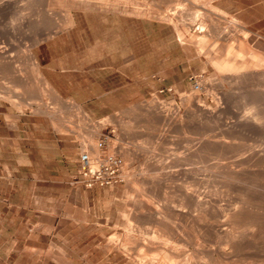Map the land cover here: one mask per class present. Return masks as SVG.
Listing matches in <instances>:
<instances>
[{
    "label": "rangeland",
    "instance_id": "1",
    "mask_svg": "<svg viewBox=\"0 0 264 264\" xmlns=\"http://www.w3.org/2000/svg\"><path fill=\"white\" fill-rule=\"evenodd\" d=\"M91 1L97 4L83 7L78 0H0V48L6 49V55L15 66L12 69L18 70L16 77L0 71V89H9L15 96L14 100H0V264H28L29 255L35 252L41 258L46 257L42 264H134L136 260L137 264H148V260L150 264H154L150 261L160 264L165 260L161 264H214L217 260L216 264H242L245 259L243 264H263L264 209L258 208L264 207V81L258 78L229 81L212 63L198 55L196 46L181 44L171 24L144 17L145 13L158 16L157 8L166 11L177 1L187 3L186 13L190 16L193 11L190 9L199 7L203 0H195V5L192 0ZM211 1L223 11V15L215 16L224 27L228 43L237 48L245 34L251 46L264 52V0ZM70 18L75 20L73 24H68ZM230 19L237 22L235 27H229ZM230 31L233 32L230 34ZM207 38L208 46L216 44L209 36ZM29 50L33 58L27 56ZM194 78L201 82V90L193 89ZM4 79L10 80L8 84L12 85L8 87ZM36 94L39 99L34 97ZM241 96L244 103L238 100ZM150 105L162 108L166 119L159 120L157 108H149ZM212 109L216 110L215 114ZM251 113L256 117L257 132L237 133L234 127ZM103 134L109 135V140L99 147V157H120L123 180L93 187L75 182L80 172L81 152L91 154V139L98 144ZM207 139L221 142L217 148L205 150L203 145ZM201 148V154H206L203 160L190 155ZM252 151H257L260 158H252ZM215 158L221 159L223 164L234 163L236 170L247 175L236 176L237 185L229 188L226 169L219 170L215 180L210 175L212 172L207 166L216 162ZM151 164L156 167L154 170ZM198 178L202 180L199 191L221 197L219 200L224 207L230 199L238 208L244 199L254 203L250 211L256 210L252 215L259 224L247 225L250 227H247L248 233L243 230L246 225L237 221L236 230H231L242 242L244 237L256 233L251 238H257L256 241L263 245L260 253L241 250L233 258L224 255H221L222 261L217 258L222 250H228L225 244L230 224L225 215L205 214L201 207L189 201L187 195L199 185ZM254 192L258 198L254 197ZM139 204L143 207L137 208ZM142 209L148 213L143 215ZM253 213H258L259 217ZM156 214L162 217L157 216L155 220ZM147 215L150 219L144 220ZM159 234L163 236L160 239ZM110 240L117 242L116 245L111 247ZM128 241L131 247H127ZM154 243L165 249L157 250L159 247ZM141 245L145 248H140ZM151 245L153 248L149 247ZM210 245L214 248L209 249ZM136 247L141 249L139 253L135 252ZM166 255H169L168 260ZM210 255L217 260H211ZM247 257L259 258L254 262ZM157 258L162 261L158 262ZM233 259L237 262L232 263Z\"/></svg>",
    "mask_w": 264,
    "mask_h": 264
},
{
    "label": "bare ground",
    "instance_id": "2",
    "mask_svg": "<svg viewBox=\"0 0 264 264\" xmlns=\"http://www.w3.org/2000/svg\"><path fill=\"white\" fill-rule=\"evenodd\" d=\"M58 1V0H57ZM120 1V0H119ZM140 1H142V0H140ZM153 1V0H152ZM191 1V0H190ZM195 0H192V3L194 2ZM105 3L104 2V0H100V3ZM116 2V1H115ZM123 2V1H122ZM137 2H139V0H137ZM145 2V1H144ZM78 3L80 4V5H82L83 7L85 6H89V5H92L93 3H95V4H97V2H93V1H91V0H78ZM120 3V2H119ZM128 3V2H127ZM129 3H131V2H129ZM133 3V2H132ZM141 3H143V1L141 2ZM121 4H124V3H121ZM156 4V3H155ZM158 4V3H157ZM157 4H156V6H157ZM187 4V3H186ZM186 4L185 3H183V1H177L176 2V5L175 6H168V9L166 10V11H164L163 9H162V11H160L155 5H153V6H155V8H157V10H156V12L158 13V16H155V15H153V14H147V13H145L144 15V17H146L147 19H150V20H152V21H156V20H159V21H166V22H168L169 24H171V26H172V28H173V30H174V34H175V36H176V38H177V40L181 43V44H183V45H188V46H196V50L198 51V55L199 56H203L205 59H206V61L208 62V63H212L215 67H216V69L218 70V71H220L223 75H224V77L226 78V79H229V81H236V80H239V81H243V80H245V79H249V78H258V79H260V80H262V81H264V52L263 51H261V50H258L257 48H255V47H253V46H251L248 42H247V40H246V35L244 34V35H242L243 37H242V39L240 40V43H239V45H238V47L237 48H235V46L232 44V43H228V39L226 38V36H225V32L223 31L224 30V27H222L223 25H221V23H219V22H217L216 21V14H218V15H223V11H221L220 9H219V7H217V6H215L213 3H212V1L211 0H203V2H202V4L201 5H199V7H196V8H191L190 9V6H188L189 7V9L190 10H193L192 12L190 11V16H188L187 15V13H186ZM194 4V3H193ZM196 4H197V2H196ZM198 4H200V3H198ZM47 5H48V2H47ZM133 5H135V4H133ZM151 3H150V7H151ZM195 5V4H194ZM142 6V5H141ZM4 7V6H3ZM7 7V6H6ZM39 7V6H38ZM45 7H46V5H45ZM102 7V6H101ZM192 7H193V5H192ZM2 8V7H1ZM129 8H132V7H130L129 6ZM142 8V7H141ZM152 8V10H154ZM5 9V8H4ZM203 9V10H202ZM37 10H39V9H37ZM36 10V11H37ZM3 11V10H2ZM1 11V12H2ZM141 11V10H140ZM22 12V11H21ZM189 12V11H188ZM5 13V12H4ZM3 13V14H4ZM39 13V12H38ZM48 14V13H47ZM23 16V15H22ZM226 16V15H225ZM45 17V16H44ZM49 17H51V16H49ZM44 19V18H43ZM221 20V19H220ZM231 21H230V23H229V27H235V25L237 24V22L235 21V19H230ZM40 21V20H39ZM44 21V20H43ZM51 21V20H50ZM49 21V22H50ZM53 22V21H52ZM75 22V20L74 19H69V21H68V24H73ZM222 23H224V22H222ZM46 24V23H45ZM244 24V23H243ZM43 25V24H42ZM39 26H40V24H39ZM224 26H226L225 24H224ZM241 26V25H240ZM14 27V26H13ZM41 27V26H40ZM42 28V27H41ZM53 28H55V27H53ZM13 29V28H12ZM37 29H38V27H37ZM226 29V28H225ZM234 29V28H233ZM237 29V28H236ZM46 30V29H45ZM50 30H51V28H50ZM235 30V29H234ZM233 30V31H234ZM240 30H241V27H240ZM47 31V30H46ZM233 31H230V34H231V32H233ZM238 31H239V29H238ZM242 32H243V30H242ZM245 33V32H244ZM44 34V33H43ZM238 35H240V34H238ZM210 37L211 39H213L215 42H216V44H214V45H212L211 47L210 46H208L207 45V42H206V40L208 39V41H209V38H207V37ZM232 36V35H231ZM234 36H236V35H234ZM241 36V35H240ZM239 36V37H240ZM37 38V37H36ZM232 38V37H231ZM210 39V40H211ZM238 39V38H237ZM9 40V39H8ZM11 40V39H10ZM37 41V40H36ZM232 41V40H231ZM234 41V40H233ZM236 41V40H235ZM237 41H239V39L237 40ZM8 42V41H7ZM9 42H11V41H9ZM8 42V43H9ZM213 42V41H212ZM12 43V42H11ZM10 43V44H11ZM236 44H237V42H236ZM8 45V44H7ZM6 45V46H7ZM12 45V44H11ZM193 46V47H194ZM237 46V45H236ZM9 47H10V45H9ZM9 47H7V48H9ZM13 47V46H12ZM12 47H11V49H12ZM10 50V49H9ZM211 51V52H210ZM211 53H213L214 55L213 56H211ZM26 54V53H25ZM9 55V54H8ZM27 56L29 57V58H33V55H32V52L29 50L28 51V53H27ZM13 60H14V58H12ZM11 59V60H12ZM35 59V58H34ZM204 59V60H205ZM12 62H14V61H12ZM34 63V62H33ZM207 63V64H208ZM35 64V63H34ZM12 63H11V61H10V59H9V57L6 55V49L4 48V49H2V48H0V71H5V72H7V73H9L10 75H11V77L13 76V77H16L17 75H16V71L18 72V70H15V69H12ZM33 66V65H32ZM13 67H15V66H13ZM37 69V68H36ZM21 72V71H20ZM19 72V73H20ZM18 73V74H19ZM22 74V73H21ZM3 75V74H2ZM6 76V75H5ZM8 76V75H7ZM19 76V75H18ZM2 77V76H1ZM23 77V76H22ZM8 78H10V76L8 77ZM11 79V78H10ZM13 79V78H12ZM21 79V78H20ZM26 79V78H25ZM18 80V79H17ZM16 80V81H17ZM220 80H221V78H220ZM223 80V79H222ZM10 80H8V82H9ZM12 81V80H11ZM3 82H6L5 81V79H4V81ZM8 82H6V84H7V86L9 85L8 84ZM21 81L20 80H18V83H20ZM22 82H25V81H22ZM36 82V81H35ZM225 82V81H224ZM5 84V83H4ZM22 84H24V83H22ZM37 84V83H36ZM12 84H10L9 86H11ZM30 85V84H29ZM38 85V84H37ZM242 84L240 83V86H241ZM5 86V85H4ZM6 86V87H7ZM8 86V87H9ZM14 86V85H13ZM27 86V85H26ZM39 86V85H38ZM47 86V85H46ZM229 86H231V84L229 85ZM34 87V86H33ZM37 87V86H36ZM249 87V86H248ZM12 89H13V87H11ZM14 88H15V86H14ZM18 88V87H17ZM16 88V89H17ZM238 88V87H237ZM6 89V88H5ZM35 89V88H34ZM39 89V88H38ZM49 89H51V88H49ZM244 89H246V88H244ZM263 89V88H262ZM261 89V90H262ZM9 89H7V91H5V90H1L0 89V100H14L15 98V96L13 97V95L8 91ZM18 90H20L19 88H18ZM17 90V91H18ZM33 90V89H32ZM40 90L41 89H39L38 91L40 92ZM240 90H241V88H240ZM12 91V90H11ZM16 91V92H17ZM23 91V90H22ZM22 91H19V92H22ZM238 91V90H237ZM253 91V90H252ZM13 93H14V91H12ZM48 92H50V90H48ZM246 92H247V90H246ZM224 93V92H223ZM229 93V92H228ZM242 93V92H241ZM16 94V93H15ZM22 94H24V91H23V93ZM27 94H29V93H27ZM19 96H20V93L18 94ZM223 95H225V94H223ZM227 95V94H226ZM216 96V95H215ZM229 96V95H228ZM232 96V95H231ZM250 96V95H249ZM253 97L255 96V95H252ZM34 97H36L37 99H39V95L38 94H36ZM56 97V96H55ZM220 97V96H219ZM244 97H245V95L243 96V99H244ZM252 97V98H253ZM21 98V97H20ZM27 98H29V97H27ZM26 98V99H27ZM35 98V99H36ZM240 98H242V96L241 97H239L238 98V100H239V102L241 101L240 100ZM252 98H250L249 97V99H252ZM30 99V98H29ZM36 99V100H37ZM54 99V98H53ZM225 99V98H224ZM226 99H228V98H226ZM246 99H248V98H246ZM253 99H255V101H257L256 100V98L254 97ZM17 100V99H16ZM19 100H21V99H19ZM56 100V99H55ZM196 100V99H195ZM247 101H249V102H247V103H250L251 101L250 100H247ZM14 102V101H13ZM241 102H243V101H241ZM244 103V102H243ZM242 103V104H243ZM246 103V102H245ZM253 103V102H252ZM259 103V102H258ZM251 104V103H250ZM261 104V103H260ZM162 105V104H161ZM200 105V104H199ZM239 105H240V103H239ZM246 105V104H245ZM249 105V104H248ZM254 105V104H253ZM160 106V105H159ZM247 106V105H246ZM251 106V105H250ZM79 108H80V110H81V107L80 106H78ZM163 107H164V105H163ZM177 107V106H176ZM220 107V106H219ZM149 108H157L156 110H157V114H158V119L159 118H161V119H163V118H165L166 119V115L163 113V110H161L162 108H160V107H158V106H156V105H150V107ZM166 108V107H165ZM195 108V107H194ZM218 108V107H217ZM159 109V110H158ZM178 109V108H177ZM215 109V108H214ZM214 109H212L213 110V114H215V112L214 111H216V110H214ZM249 109H251V108H249ZM146 110V109H145ZM155 110V109H154ZM153 110V111H154ZM205 110V109H204ZM77 111V110H76ZM172 111V110H171ZM195 111H196V109H195ZM194 111V112H195ZM258 111V110H257ZM78 112V111H77ZM83 112V111H82ZM200 112V111H199ZM253 112H254V110H253ZM84 113V112H83ZM86 113V112H85ZM169 113V112H168ZM173 113V112H172ZM202 113V112H201ZM263 113V112H262ZM144 114V113H143ZM147 114V113H146ZM174 114V113H173ZM172 114V115H173ZM212 114V115H213ZM177 115V114H176ZM175 115V116H176ZM169 116V115H168ZM167 116V117H168ZM170 116H171V114H170ZM174 116V115H173ZM209 116H211V115H209ZM222 116V115H221ZM259 116V115H258ZM257 116V117H258ZM7 117V116H6ZM11 117V116H10ZM88 117V116H87ZM150 116H148V118H149ZM195 117H196V115H195ZM198 117H199V115H198ZM197 117V118H198ZM213 117V116H212ZM214 117H216V116H214ZM219 116H217V118H218ZM262 117V116H261ZM5 118V117H4ZM204 118V117H203ZM145 119V118H144ZM154 119V118H153ZM157 119V120H158ZM161 119H159V120H161ZM170 119H172V118H170ZM200 119H202V118H200ZM151 120V119H150ZM205 120V119H204ZM14 121V120H13ZM146 121H149L148 119L146 120ZM208 121V120H207ZM259 121V120H258ZM213 122H214V120H213ZM238 122V121H237ZM122 123V122H121ZM199 123H201V122H199ZM204 123V122H203ZM14 124V123H13ZM101 124H103L102 122H101ZM210 124H211V122H210ZM230 125V124H229ZM256 125H257V122H256V117L254 116V115H252V113H251V115L249 116V117H247V118H245L244 120H242V121H240L235 127H234V130L237 132V133H239V134H242V135H245V134H249V133H255V132H257V127H256ZM262 125H264V124H262ZM12 126H16V125H12ZM261 126V125H260ZM230 127V126H229ZM71 129V128H70ZM73 129V128H72ZM125 129V128H124ZM127 129V128H126ZM227 129V128H226ZM228 129H230V128H228ZM258 130H259V128H258ZM228 130H226V132H227ZM92 132V131H91ZM94 133H96L95 131H93ZM225 132V133H226ZM262 132V131H261ZM230 133V132H229ZM228 134V133H227ZM92 135V134H91ZM95 135V134H94ZM135 135V134H134ZM217 135V134H216ZM224 136V135H223ZM219 137V136H218ZM225 138L226 137H228V136H224ZM89 138H92V136L91 137H89ZM242 139V138H241ZM229 140H231V139H228V141ZM235 140V139H234ZM220 142L221 141H219V139H207L206 140V145L204 146L203 145V147H206L205 148V150H207V149H214V148H217L218 147V145L220 144ZM90 143L92 144V151H91V154L93 155L92 157L93 158H98L99 156H100V150H99V146H98V144H97V142H95V140H94V138H92L91 139V141H90ZM204 143V144H205ZM225 143V142H224ZM231 143V142H230ZM236 144V143H235ZM234 144V145H235ZM231 145H233V144H231ZM220 146H222V144L220 145ZM220 148V147H219ZM226 148V147H225ZM84 149H86V148H84ZM113 149V148H112ZM138 149V148H137ZM221 149V148H220ZM238 149H239V147H238ZM248 149V148H247ZM246 149V150H247ZM250 149V148H249ZM203 149L201 148V149H196V150H194V151H192V152H190V155L191 156H194V157H197V159H200L201 160V158H202V160H203V157L202 156H204V157H206V154L205 153H202L201 154V151H202ZM231 150V149H230ZM240 150V149H239ZM242 150V149H241ZM264 150V149H263ZM129 151V150H128ZM216 151V150H215ZM218 152H219V150H217ZM227 151V150H226ZM236 151H237V149H236ZM235 151V152H236ZM248 151V150H247ZM211 152V151H210ZM250 150H249V154H250ZM237 153V152H236ZM261 153V152H260ZM135 154V153H134ZM238 154V153H237ZM217 155H218V153H217ZM216 155V156H217ZM135 156V155H134ZM210 156V155H209ZM213 156V155H212ZM252 158L253 157H256V158H260V156H259V153L256 151H252V153H251V155H250ZM208 157V156H207ZM221 157V156H220ZM232 157V156H231ZM250 157V158H251ZM103 158V157H102ZM209 158V157H208ZM212 158V157H211ZM218 158V157H217ZM217 158H215V159H217ZM221 158H223V157H221ZM251 158V159H252ZM206 159V158H205ZM214 159V160H215ZM126 160H127V158H126ZM147 160H148V158H147ZM209 160V159H208ZM207 160V161H208ZM212 160V159H211ZM221 160V159H220ZM219 159H217L216 160V162H214L213 164H211V165H208L207 167H209V169L211 170V174L210 175H213V177L215 176V177H217L216 175H217V172L220 170V172H221V169H226V173H227V177L228 178H226L227 179V183H228V185L230 186L229 188H233V187H235V185H237V183L238 182H236L237 180L235 179V177L236 176H241V175H243V176H246L247 175V173L246 172H244V171H239V170H236L235 168H234V166L235 165H233L234 163H229V164H223V162L222 161H220ZM250 160V159H249ZM253 160V159H252ZM260 160V159H259ZM261 160H262V158H261ZM243 163V162H242ZM256 163V162H255ZM209 164V163H208ZM154 164H151V168L153 169L154 168V166H153ZM256 165V164H255ZM146 166H149L148 164L146 165ZM260 166H262V165H260ZM236 167V166H235ZM146 168V167H145ZM156 168V167H155ZM154 168V169H155ZM158 168L159 167H157V170H158ZM256 168V167H255ZM153 169V170H154ZM160 169V168H159ZM242 169H244V168H242ZM143 171H145V170H143ZM153 172V171H152ZM264 172V171H263ZM141 173H142V171H141ZM145 172H143V174H144ZM219 173V172H218ZM258 173V172H257ZM159 174V173H158ZM205 175V174H204ZM262 175V174H261ZM131 176V175H130ZM202 176H203V174H202ZM224 176V175H223ZM222 176V177H223ZM239 176V177H240ZM252 176V175H251ZM214 177V180L216 179ZM155 178V177H154ZM209 178V177H208ZM219 178V177H218ZM221 178V177H220ZM225 178V177H224ZM238 178V177H237ZM264 178V177H263ZM203 179H205V178H203ZM210 179V178H209ZM239 179V178H238ZM133 181L134 180H136V179H132ZM219 180V179H218ZM253 180V179H252ZM131 181V180H130ZM132 181V182H133ZM202 180H200L199 178H198V186L194 189V190H192V191H190L189 193H188V199H189V201L191 202V203H193L194 205H196V206H198V207H201L206 213L205 214H208V213H211V212H214V213H216L217 215H221V214H223V215H225L226 216V218L229 220V224H230V231H228L229 232V235H228V243L227 244H225L226 246H228V250L227 251H225V250H222L220 247H221V245H220V247H219V244H218V247L223 251H219L221 254H220V257H219V255L217 254V258H221V255H224L223 257H225V256H227V258H233L234 257V255H236V253L237 252H241V250H244L245 251V253H246V250H247V252L249 251V250H251L252 249V251L254 250V252H259L260 253V251H262V248H263V245L260 243V241H256L257 240V238H256V240L254 239V240H252L253 238H251V237H255V235H256V233L254 234V236L252 235L253 233L252 232H254L255 230H253L252 232H251V237L249 236H247V237H244V239H245V241H239L237 238H236V233H233L232 232V230L231 229H235L234 228V226H235V223L237 222V221H240V223L241 224H244L243 226L245 227V225H246V229H243V230H246L248 233H249V231L247 230V225H250L251 227H254V225H257V224H259L258 223V221H256L257 220V218L256 217H254L253 215H252V212H256V210L255 211H250L254 206H253V204L252 203H249L247 200H245L244 199V201H243V199H242V201H243V204H242V206H239V208L237 207V206H235L233 203H231V199H230V203L228 204V205H226L225 207L222 205V203H220L221 201V197L220 198H218V197H215L214 195H211V194H213V193H211L210 195H207L205 192H203V190L202 191H199V188H200V182H201ZM226 181V180H225ZM225 181H224V183H225ZM136 182V181H135ZM141 182L143 183V181L141 180ZM194 182V181H193ZM209 181L207 180V182L206 183H208ZM248 182V181H247ZM247 182H245L246 184L245 185H247ZM260 182H261V180H260ZM130 183V182H129ZM137 183H138V181H137ZM137 183H136V185H137ZM189 183H190V181H189ZM203 183H205V182H203ZM227 183H225V184H227ZM251 183H252V181H251ZM132 184V183H131ZM135 184V183H134ZM191 184V183H190ZM221 184V183H220ZM223 184V183H222ZM240 184V183H239ZM238 184V185H239ZM249 184V183H248ZM257 184V183H256ZM194 185H196V184H194ZM250 185V184H249ZM132 186V185H131ZM218 185H216V187H217ZM221 186V185H220ZM241 186V185H240ZM239 186V187H240ZM258 186V185H257ZM264 186V185H263ZM130 187V186H129ZM134 187V186H133ZM209 187H211L212 188V184H211V186H209ZM244 187V186H243ZM251 187V186H250ZM250 187H249V189H250ZM258 187H261V186H258ZM136 188V187H135ZM135 188H134V190H135ZM140 187H138V189H139ZM208 188V187H207ZM214 188V187H213ZM219 188V187H218ZM221 188V187H220ZM236 188H237V186H236ZM241 188V187H240ZM239 188V190L241 191V189L243 190V188H241L240 189ZM146 189V188H145ZM156 189V188H155ZM155 189H154V191H155ZM182 189V188H181ZM223 189V188H222ZM222 189H220V190H222ZM246 189V188H245ZM262 190H263V187L261 188ZM130 190V189H129ZM129 190H128V192H129ZM140 190V189H139ZM227 190V189H226ZM247 190H248V188H247ZM136 191V190H135ZM141 191V190H140ZM154 191H153V193H154ZM185 191V190H184ZM183 192V191H182ZM181 192V193H182ZM221 192V191H220ZM229 192V191H228ZM237 192V191H236ZM239 192V191H238ZM237 192V193H238ZM243 193H244V190L242 191ZM246 192V191H245ZM252 192V191H251ZM132 193V192H131ZM145 193V192H144ZM143 193V194H144ZM149 193H150V191H149ZM152 193V194H153ZM236 193V194H237ZM249 193V192H248ZM257 193V192H256ZM255 192L254 193H252V194H256ZM143 194H142V196H143ZM147 194V193H146ZM155 194V193H154ZM153 194V195H154ZM216 194V193H215ZM231 194V193H230ZM245 194V193H244ZM259 194V193H258ZM264 194V193H263ZM141 195V194H140ZM145 195V194H144ZM156 195V194H155ZM181 195V194H180ZM179 195V196H180ZM246 195V194H245ZM248 195H250V194H248ZM142 196H141V199H142ZM148 196H151V195H148ZM160 196V195H159ZM179 196H177V198L178 199H180L179 198ZM186 196V197H187ZM214 196V197H213ZM251 197H253L252 195H250ZM250 196H248L249 197V199H250ZM257 195H255L254 197H256ZM264 196V195H263ZM139 197V196H138ZM144 197V196H143ZM152 197V196H151ZM174 197V196H173ZM236 197V196H235ZM145 198V197H144ZM241 198V197H240ZM256 198H258V196L256 197ZM264 198V197H263ZM140 199V200H141ZM153 199V198H152ZM152 199H150V200H152ZM181 199H183V197L181 198ZM180 199V200H181ZM220 199V200H219ZM255 199V198H254ZM253 199V200H254ZM130 200V199H129ZM144 200V199H143ZM146 200V199H145ZM174 200V199H173ZM172 200V201H173ZM179 200V201H180ZM184 200V199H183ZM182 200V201H183ZM252 200V199H251ZM262 200V199H261ZM135 201V200H134ZM147 202H148V199L146 200ZM169 201H170V199H169ZM168 201V202H169ZM182 201H180V202H182ZM136 202V201H135ZM139 202H141V201H139ZM146 202V203H147ZM156 202V201H155ZM159 202V201H158ZM167 202V203H168ZM264 202V201H263ZM262 202V203H263ZM143 203V202H142ZM151 203H153V202H151ZM173 203V202H172ZM148 204V203H147ZM149 204H150V202H149ZM156 204H157V202H156ZM159 204H160V202L158 203V207H159ZM183 204H185V203H183ZM239 204V203H238ZM255 204H256V202H255ZM264 204V203H263ZM133 205V204H132ZM134 205H136V203L134 204ZM150 205H152V204H150ZM173 205H174V203H173ZM176 205V204H175ZM225 205V204H224ZM259 205H260V203H259ZM139 207H143L142 206V204H139V206L137 205V208H139ZM152 207H153V205H152ZM154 207H156L155 205H154ZM134 207L132 206V208L131 209H133ZM157 208V207H156ZM156 208H155V210H156ZM160 208V207H159ZM177 208V207H176ZM184 208V207H183ZM147 209H150L149 207H147ZM257 209V208H256ZM258 209H264V207L262 208V207H259ZM135 210V208L133 209V211ZM151 210H152V208H151ZM151 210H149V211H151ZM177 210V209H176ZM180 210V209H179ZM139 211H141V210H139ZM142 211H144L143 212V215H144V213H148V212H145V210H143L142 209ZM178 211V210H177ZM194 211V210H193ZM210 211V212H209ZM259 211V210H258ZM263 211V210H262ZM262 211H261V213H262ZM135 212V211H134ZM153 212L154 211H152V214H153ZM158 212H159V209H158ZM201 212V211H200ZM203 212V211H202ZM202 212H201V215H202ZM136 213V212H135ZM142 213V212H141ZM154 213H156V211L154 212ZM161 213V212H160ZM159 213V214H160ZM180 213V212H179ZM195 213V212H194ZM138 214V213H137ZM178 214V213H177ZM253 214H255V213H253ZM262 214H264V212L262 213ZM262 214H259V215H262ZM140 215V214H139ZM138 215V216H139ZM142 215V216H143ZM148 215H150V214H148ZM148 215H147V217H146V219H144V220H148V219H150V218H148ZM258 215V213H256L255 214V216H257ZM153 216V215H152ZM158 216V214H156V216H154V219H155V217H157ZM193 216V215H192ZM140 217V216H139ZM138 217V220L140 219H142L141 217L139 218ZM151 217V216H150ZM158 217H162V216H158ZM157 217V218H158ZM167 217V216H166ZM174 217V216H173ZM194 217V216H193ZM203 218H205V219H207V217H206V215H203L202 216ZM224 217V216H223ZM257 217H259V216H257ZM261 217V216H260ZM130 218V217H129ZM148 218V219H147ZM153 218V217H152ZM151 218V219H152ZM180 218V217H179ZM203 218H200V216H199V219H203ZM135 219H137V218H135ZM154 219H152L153 220V222L156 224V222L154 221ZM160 219V218H159ZM162 219V218H161ZM221 219V218H220ZM219 219V220H220ZM263 220H264V218H262ZM156 220V219H155ZM173 220H175V219H173ZM218 220V221H219ZM225 220V219H224ZM164 221V220H163ZM214 221V220H213ZM223 221V220H222ZM227 221V220H226ZM147 222V221H146ZM152 222V223H153ZM158 222V221H157ZM159 222H160V220H159ZM158 222V223H159ZM162 222V221H161ZM166 221H164V223H165ZM170 222H171V220H170ZM175 222V221H174ZM207 222H209V221H207ZM216 222V221H215ZM220 222V221H219ZM263 222V221H262ZM144 223V222H143ZM154 223H153V225H154ZM177 223V222H176ZM210 223H212V221H210ZM214 223V222H213ZM228 223V222H227ZM148 224V223H147ZM152 225V224H151ZM161 225V224H160ZM165 225H167V224H165ZM177 225H179L178 223H177ZM220 225V224H219ZM238 225V224H237ZM156 226V225H155ZM169 227H170V225H168ZM222 226H223V224H222ZM241 226V225H240ZM240 226H238L239 228H240ZM167 227V226H166ZM189 227V226H188ZM224 227H225V225H224ZM237 227V226H236ZM244 227H242V228H244ZM171 228V227H170ZM176 228V227H175ZM184 228V227H183ZM239 228H237V229H239ZM248 228H250V227H248ZM256 228V227H255ZM133 229V228H132ZM151 229V228H150ZM158 229H160V228H158ZM166 229H168V228H166ZM172 229V228H171ZM170 229V230H171ZM177 229V228H176ZM223 229H225V228H223ZM148 230V229H147ZM155 230V229H154ZM193 229L191 228V230L189 229V231L191 232ZM212 230H214V229H212ZM219 230V229H218ZM236 230V229H235ZM234 230V231H235ZM241 230V229H240ZM243 230H241V231H243ZM187 231H188V229H187ZM259 230H257V232H258ZM142 232H144V231H142ZM156 232H157V230H156ZM156 232H155V234H156ZM161 232V231H160ZM167 232V231H166ZM171 233H172V231H170ZM227 232V233H228ZM232 232V233H231ZM260 232V231H259ZM258 232V233H259ZM263 232V231H262ZM127 233H128V231H127ZM147 233H149V232H147ZM151 234H152V232H150ZM154 233V232H153ZM169 233V232H168ZM170 233V234H171ZM219 233V232H218ZM129 234V233H128ZM145 234V233H144ZM154 234V235H155ZM158 234V233H157ZM193 234V233H192ZM196 234V233H195ZM238 234V233H237ZM119 235V234H118ZM146 235H148V234H146ZM160 235V234H159ZM163 235H164V233H163ZM176 235V234H175ZM174 235V236H175ZM179 235V234H178ZM220 235V234H219ZM247 235V234H246ZM120 236V235H119ZM129 237H130V235H128ZM128 236H126V237H128ZM162 235H160V236H157L158 237V239H160L159 237H161ZM169 237L170 235L169 234H167L166 235V237ZM197 236V235H196ZM125 237V238H126ZM154 237V236H153ZM163 237V236H162ZM179 237V236H178ZM261 237H263V236H261ZM124 238V237H123ZM122 238V239H123ZM136 238V237H135ZM138 239H140L139 237H137ZM146 238H148V237H146ZM170 238V237H169ZM210 238V237H209ZM114 239V238H113ZM121 239V238H120ZM121 239V240H122ZM164 239V240H163ZM162 240L163 241H165V237L163 238ZM180 239V238H179ZM197 239V238H196ZM213 239V238H212ZM211 239V240H212ZM220 239V238H219ZM240 239V238H239ZM112 240V239H111ZM109 241V243L108 244H110V246L111 247H113V246H115L116 245V243H112V241H114V240H112V241ZM129 240H131V239H129ZM152 240V239H151ZM153 240H155V239H153ZM161 240V241H162ZM172 240V239H171ZM116 241V240H115ZM143 241V240H142ZM253 241H255V242H253ZM111 242V243H110ZM129 242V241H128ZM134 242V241H133ZM141 242V241H140ZM197 242V241H196ZM217 242H219L218 241V239H217ZM225 242V241H224ZM123 243V242H122ZM143 243V242H142ZM163 243V242H162ZM178 243V242H177ZM180 243V242H179ZM189 243V242H188ZM209 243V242H208ZM221 243H223V241L221 242L220 241V244ZM113 244H115V245H113ZM121 244V243H120ZM132 244V243H131ZM134 244V243H133ZM149 245H150V243H148ZM165 244V243H164ZM261 244V245H260ZM118 245V244H117ZM122 245V244H121ZM121 245H119V246H121ZM126 245H128L127 247H131V245H130V242L128 243V244H126ZM130 245V246H129ZM135 245V244H134ZM146 245H147V243H146ZM152 245H153V243H152ZM149 246V247H152L153 248V246ZM154 245H155V243H154ZM159 245V244H158ZM158 245H155V246H158ZM166 245H167V243H166ZM187 245V244H186ZM185 245V246H186ZM207 245V244H206ZM214 245H215V243H214ZM213 245V246H214ZM217 245V244H216ZM215 245V246H216ZM224 245V244H223ZM123 246H125V245H123ZM122 246V247H123ZM203 247H204V244L202 245ZM208 246V245H207ZM109 247V246H108ZM135 247V246H134ZM141 247H144V246H140V248ZM148 246H146V248H147ZM149 247H148V249H149ZM159 248L157 249V247L156 248H154V250L155 249H157V250H159L160 249V247H162V246H158ZM197 247V246H196ZM199 247V246H198ZM222 247H224V246H222ZM245 247V248H244ZM120 248V247H119ZM125 248V250L127 251V248L126 247H124ZM133 248V247H132ZM132 248H130V250H133ZM137 249H136V253H139L138 252V250H139V248L138 247H136ZM145 248V247H144ZM164 247H162V249H163ZM166 248H168L167 246H166ZM171 248V247H170ZM209 248V247H208ZM211 248H214V247H211V245H210V248L209 249H211ZM216 248V247H215ZM226 248V247H225ZM110 250H112V248H109ZM118 249V248H117ZM129 249V248H128ZM135 249V248H134ZM165 249V248H164ZM179 249L180 248H178L177 250H178V252L177 253H179ZM198 249V248H197ZM141 250V249H140ZM139 250V251H140ZM168 250H171V249H168ZM176 249H175V251L174 252H176L177 251ZM183 250V249H182ZM122 251V250H121ZM149 251H151V250H149ZM173 251V250H172ZM186 251V250H185ZM198 251H200L199 249H198ZM212 251V250H211ZM210 251V253L209 254H212V252ZM244 251H242V252H244ZM49 252V251H48ZM123 252V251H122ZM128 252H132V251H129L128 250ZM127 252V253H128ZM146 252V251H145ZM148 252V251H147ZM160 252H161V250H160ZM164 252V251H163ZM162 252V253H163ZM171 252V251H170ZM182 252V251H181ZM180 252V254H182ZM184 252V251H183ZM216 253H218L217 251H215ZM124 254L126 253L125 251L123 252ZM135 253V254H136ZM142 253V252H141ZM141 253H140V256H141ZM187 254L189 253V252H186ZM186 253L184 254V255H186ZM191 253V252H190ZM197 253H200V252H197ZM249 253V252H248ZM135 254H134V256H135ZM164 254V253H163ZM167 254V253H166ZM175 254V253H174ZM213 254H215L214 252H213ZM264 254V253H263ZM128 256L130 255V253H128L127 254ZM132 255V254H131ZM142 255H143V253H142ZM149 255V254H148ZM151 255V254H150ZM191 255H192V253H191ZM240 255V254H239ZM126 256V255H125ZM137 256V255H136ZM140 256H139V261H140ZM144 256V255H143ZM155 256V255H154ZM173 256H175V255H173ZM187 256V255H186ZM189 256V255H188ZM187 256V257H188ZM200 256V255H199ZM198 256V257H199ZM213 256L214 255H210L209 257H211V260H212V258H213ZM260 256V255H259ZM261 256H262V253H261ZM260 256V258H262ZM130 257V256H129ZM132 257V256H131ZM148 257H150V256H148ZM166 257H169V255H166L165 256V259H167ZM171 257V256H170ZM181 257H184V256H181ZM201 257V256H200ZM222 257V258H223ZM257 257V256H256ZM255 257V258H256ZM152 258V257H151ZM153 258H155V257H153ZM160 258V257H159ZM159 258H157V259H159ZM162 258V257H161ZM176 258V257H175ZM184 258H186V257H184ZM189 258V257H188ZM190 258H192V257H190ZM217 258L215 259V258H213L215 261L217 260ZM248 258V257H247ZM259 258V257H258ZM258 258H256L255 260H253V259H251V260H253L254 262L258 259ZM264 258V257H263ZM132 259H133V257H132ZM141 259H144L142 256H141ZM156 259V258H155ZM170 259H172V257L170 258ZM229 259H228V261H229ZM234 259H236L237 260V258L235 257ZM233 259V260H234ZM249 259V258H248ZM249 259V260H250ZM134 260V259H133ZM154 260V259H153ZM163 260H164V258H163ZM168 260V259H167ZM175 260V259H174ZM179 260V259H178ZM190 260V259H189ZM193 260V259H192ZM204 260V259H203ZM214 260L212 261V262H214ZM221 260V259H220ZM240 259H238L237 261H239ZM246 260V259H245ZM244 260V261H245ZM128 261V260H127ZM132 261V260H131ZM160 261H162L161 259H159L158 260V262H160ZM166 261V260H165ZM165 261H162V262H165ZM180 261V260H179ZM219 260H217L216 261V263L218 262ZM222 261V260H221ZM224 261H225V259H224ZM237 261H232V263L233 262H237ZM243 261V262H244ZM252 261V262H253ZM259 261H260V259H259ZM133 262H135L136 264H137V260L136 261H133ZM151 263H153L154 262V264H155V261H150ZM157 262V263H158ZM162 262H160V264L162 263ZM169 262V261H168ZM230 262V261H229ZM242 262V261H241ZM243 262H242V264H243ZM246 262V261H245ZM247 262H248V260H247ZM251 262V263H252ZM253 262V263H254ZM257 262V261H256ZM134 263V264H135ZM167 263V262H166ZM165 263V264H166ZM180 263V262H179ZM195 263V262H194ZM200 263V262H199ZM208 263V262H207ZM216 263H214V264H216ZM220 263V262H219ZM238 263V262H237ZM236 263V264H237ZM249 263V262H248ZM260 263V262H259ZM144 264V263H143ZM148 264H150L149 263V260H148ZM164 264V263H163ZM169 264V263H168ZM172 264V263H171ZM223 264H225V263H223ZM264 264V263H263Z\"/></svg>",
    "mask_w": 264,
    "mask_h": 264
},
{
    "label": "built area",
    "instance_id": "3",
    "mask_svg": "<svg viewBox=\"0 0 264 264\" xmlns=\"http://www.w3.org/2000/svg\"><path fill=\"white\" fill-rule=\"evenodd\" d=\"M193 89H202L201 82L194 78ZM103 138L98 143L102 147L109 140V135H102ZM122 159L115 155H107L103 158H93L88 151L80 154V172L75 182L82 183L87 187L95 185H112L123 180Z\"/></svg>",
    "mask_w": 264,
    "mask_h": 264
},
{
    "label": "crops",
    "instance_id": "4",
    "mask_svg": "<svg viewBox=\"0 0 264 264\" xmlns=\"http://www.w3.org/2000/svg\"><path fill=\"white\" fill-rule=\"evenodd\" d=\"M87 101H90V100H87ZM45 259H46V257L41 258L40 255H38V253L35 252V253H31L29 255V259H28L27 263L28 264H42V263H44Z\"/></svg>",
    "mask_w": 264,
    "mask_h": 264
}]
</instances>
